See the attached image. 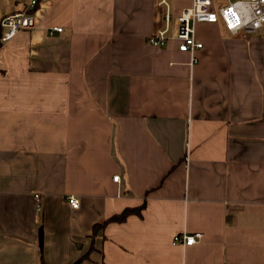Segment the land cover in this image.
<instances>
[{"label":"crops","instance_id":"obj_1","mask_svg":"<svg viewBox=\"0 0 264 264\" xmlns=\"http://www.w3.org/2000/svg\"><path fill=\"white\" fill-rule=\"evenodd\" d=\"M159 2L40 0L33 29L0 26V264H264V27L199 24L194 63L148 43Z\"/></svg>","mask_w":264,"mask_h":264},{"label":"built area","instance_id":"obj_2","mask_svg":"<svg viewBox=\"0 0 264 264\" xmlns=\"http://www.w3.org/2000/svg\"><path fill=\"white\" fill-rule=\"evenodd\" d=\"M223 0H191V5L181 9L175 17L168 0H160L159 5L164 9V26L148 37V43L153 46H165L170 39L178 41V49L181 52L191 54L193 62H197L196 54L204 48V43L197 38V26L199 24H212L222 21L227 30L232 34L256 33L264 27V0H227L228 4L217 6ZM40 4V0H25V8L22 11L9 14L1 19L3 28V41L15 37L21 30L33 29L36 26L34 12ZM63 27L53 26L49 33L63 32ZM173 29V34L168 35ZM115 181L119 176L114 177ZM37 210L42 209L40 194H35ZM69 204L73 209L80 207V200L76 196H69ZM203 237L202 233L182 234L175 237V243L185 246H193Z\"/></svg>","mask_w":264,"mask_h":264},{"label":"trees","instance_id":"obj_3","mask_svg":"<svg viewBox=\"0 0 264 264\" xmlns=\"http://www.w3.org/2000/svg\"><path fill=\"white\" fill-rule=\"evenodd\" d=\"M143 207H140V208H127L123 211V213L121 214H117L115 216H112V218H110L108 221H115V222H122V221H125L127 219V217H129L130 215L132 214H141V210H142ZM107 221V222H108ZM104 225V224H102Z\"/></svg>","mask_w":264,"mask_h":264},{"label":"rangeland","instance_id":"obj_4","mask_svg":"<svg viewBox=\"0 0 264 264\" xmlns=\"http://www.w3.org/2000/svg\"><path fill=\"white\" fill-rule=\"evenodd\" d=\"M226 4H228V1L227 0H223V1L219 2L217 6H223V5H226Z\"/></svg>","mask_w":264,"mask_h":264}]
</instances>
